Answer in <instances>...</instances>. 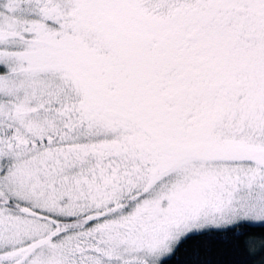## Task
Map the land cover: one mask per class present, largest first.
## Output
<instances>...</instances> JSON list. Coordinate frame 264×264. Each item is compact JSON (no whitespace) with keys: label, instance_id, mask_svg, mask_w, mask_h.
I'll return each instance as SVG.
<instances>
[{"label":"snow or ice","instance_id":"1","mask_svg":"<svg viewBox=\"0 0 264 264\" xmlns=\"http://www.w3.org/2000/svg\"><path fill=\"white\" fill-rule=\"evenodd\" d=\"M264 264V0H0V264Z\"/></svg>","mask_w":264,"mask_h":264},{"label":"trees","instance_id":"2","mask_svg":"<svg viewBox=\"0 0 264 264\" xmlns=\"http://www.w3.org/2000/svg\"><path fill=\"white\" fill-rule=\"evenodd\" d=\"M254 264H256V262H254Z\"/></svg>","mask_w":264,"mask_h":264}]
</instances>
